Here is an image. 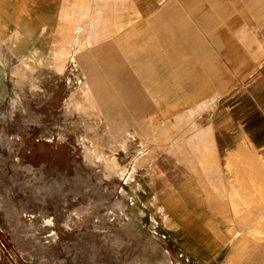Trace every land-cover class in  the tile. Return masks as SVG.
<instances>
[{"label":"rangeland","instance_id":"1","mask_svg":"<svg viewBox=\"0 0 264 264\" xmlns=\"http://www.w3.org/2000/svg\"><path fill=\"white\" fill-rule=\"evenodd\" d=\"M24 2L34 37L0 39V264H193L185 252L186 228L176 231L161 205L169 214L170 199L180 200L193 181L210 198L220 190L225 196L220 187L234 180L236 168L229 149L251 128L246 117H257L256 135L264 142L262 114L246 97L249 76L264 58V31L243 20V28L220 29L232 50L201 44L204 55L227 68L226 90L208 84L203 91L183 76V85L158 91L149 108L125 107L116 101L122 96L97 83L100 69L96 76V61L91 65L88 51L94 57L105 52L96 42L108 33L98 28L95 13L90 23L97 30L78 31L67 63L57 65L52 57V47L62 46V33L72 29L62 21L64 6L78 10L85 0ZM173 8L168 11L177 19L162 26L181 25L205 41L212 38L209 24L234 23L217 13L214 23L200 21L191 0H175ZM0 10L2 22L1 0ZM128 28V35L137 30ZM154 30L141 28L152 38ZM84 39L92 41L85 48ZM202 127L209 131L199 136ZM244 138L264 181V146ZM257 207L264 213V204Z\"/></svg>","mask_w":264,"mask_h":264},{"label":"crops","instance_id":"2","mask_svg":"<svg viewBox=\"0 0 264 264\" xmlns=\"http://www.w3.org/2000/svg\"><path fill=\"white\" fill-rule=\"evenodd\" d=\"M25 3L24 0H1V40L12 33L26 40L34 37L35 25L27 26V14L23 11ZM191 3L199 7L195 12L200 21L214 23L220 16L216 18L212 13H217L234 23L228 26L209 24L207 28H213L212 38L205 41L191 30H181V25H175L173 30L169 29L170 25L162 26L161 22H175L177 19L173 14L175 0H91V23L95 13L98 28L108 31L106 39L96 42V46H105V52H96V57L92 52L91 65L96 61V76L99 67L100 76L106 77L104 90L117 97L122 96L116 101L122 100L125 107L135 104L132 106L149 108L158 91L169 85H183V76L192 77L194 85L203 91L208 84L215 85L219 90L231 86L230 83L226 87L229 81L222 77L227 71L225 65L209 53L208 56L204 55L206 51L201 44L216 43L224 45L226 52L232 50L229 49L231 40L220 29L243 28V20L249 23V28L264 31V0H191ZM50 13L45 15V24ZM118 14L122 15L120 20ZM125 14L128 16L127 23H123ZM159 23L167 29L161 33L163 39L158 36L162 29ZM130 26L137 27V30L128 35ZM148 27L155 29L153 33L157 37L152 38L141 31V28ZM116 28H120L121 32L114 33L113 29ZM25 31L27 35L23 36ZM173 37L176 41L171 40ZM233 43L237 44L235 41ZM246 97L260 110L261 124L264 125V58L249 76ZM239 100L242 101L241 98ZM174 102L169 100L168 105ZM245 122L251 128L243 136H249L256 147H263L264 142L259 144L256 135L257 117L250 115ZM201 129L203 131L198 133L199 136L209 131L204 127ZM244 137L236 139L232 149H229L232 150L230 158L236 168L234 180L225 181L222 187L219 186L223 189L224 197L221 190L216 199L204 195L200 191L203 186L193 181L186 183L185 195L180 196V200L177 196H171L168 202L171 226L176 231L180 227L186 228L185 252L193 264H264V213H259L257 207L264 204V193L259 196V189L264 190V181L258 180L260 167L257 155L250 145L243 144L247 142ZM232 193L234 196L231 197ZM215 204L218 205L217 209L213 207ZM231 205H239L240 208H232Z\"/></svg>","mask_w":264,"mask_h":264},{"label":"bare ground","instance_id":"3","mask_svg":"<svg viewBox=\"0 0 264 264\" xmlns=\"http://www.w3.org/2000/svg\"><path fill=\"white\" fill-rule=\"evenodd\" d=\"M90 4H91V0H85V3L83 2V6L80 5L82 6V8L80 7V9L78 10H75L74 5L70 10L67 8V6H64L63 12H62L63 13L62 21L64 20V23L67 22L69 26L71 25L72 29L68 28L62 33V46H55V48L52 47V53H53L52 57L56 60L57 65H65L67 63V60L73 50L74 38L77 36V33L79 30L80 31H79L78 36H81L83 33L90 34L89 32L90 28L96 29L90 23ZM74 11L77 12V16L73 15ZM58 25H59V19H58L57 27ZM56 35H57V39L53 45L58 43V35H59L58 31ZM91 43L92 41H90V39L88 40L84 39L83 41H81V47L85 48L88 44H91ZM61 50L63 51V53L60 52ZM88 52L91 55L92 52L94 53V50L90 49ZM98 77H97L98 79L97 83L104 90L105 89L104 82L106 81V77L100 76V75ZM161 206L163 210L165 211L166 216L169 218V215L166 212L164 205H161Z\"/></svg>","mask_w":264,"mask_h":264}]
</instances>
